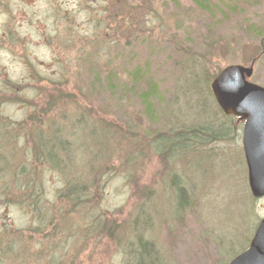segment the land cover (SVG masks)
<instances>
[{
  "label": "rangeland",
  "instance_id": "1",
  "mask_svg": "<svg viewBox=\"0 0 264 264\" xmlns=\"http://www.w3.org/2000/svg\"><path fill=\"white\" fill-rule=\"evenodd\" d=\"M252 60L248 80L264 87V0H0V142L15 126L45 133L50 125L66 146L53 165L34 160L29 131L13 141L16 162L0 143V168L1 158L9 163L0 172V264H124L121 245L97 241L99 230L90 235L95 217L123 220L134 211L147 218L140 231L157 244L162 264H225L242 251L264 217V196L253 197L247 183L242 121L222 117L210 89L209 114L202 112L206 96L190 82ZM148 83L158 93L152 119L137 96ZM59 93L75 101L59 103ZM52 96L58 107L48 120ZM201 124L229 128L202 154L169 160L189 196L176 215L170 175L151 140ZM20 159L32 171L35 203L3 189L20 181L12 177ZM65 180L88 182L91 200L68 209ZM139 202L148 214L135 209ZM125 233L120 227L117 236Z\"/></svg>",
  "mask_w": 264,
  "mask_h": 264
},
{
  "label": "trees",
  "instance_id": "2",
  "mask_svg": "<svg viewBox=\"0 0 264 264\" xmlns=\"http://www.w3.org/2000/svg\"><path fill=\"white\" fill-rule=\"evenodd\" d=\"M196 4L199 6L203 5L204 0H193ZM218 72V71H217ZM216 72V73H217ZM216 73H213L211 75H207L206 73H203V79L204 84H197L194 82H190L192 86H197V90L202 92L206 98H202L199 103V107L206 110V112L209 114V104L212 102V100L209 98V89H210V81L213 79ZM201 82V81H200ZM7 86L11 89L15 90L16 87H14V84L7 82ZM206 90V94L204 93ZM59 91V90H57ZM157 86L156 84L148 83L145 85L144 88L137 90V96L142 106V111L145 116L152 119L155 115L156 108L154 107L153 102L156 99L157 96ZM61 94L59 93L58 96ZM70 95V94H67ZM16 98V97H15ZM54 100V97L50 100L46 101V107L47 109L44 111L43 115L45 118H49L51 116L52 110H54L58 105H56V101L52 102ZM59 103L68 104L73 103L75 101L74 96H66V94L62 93L60 97L57 98ZM41 110L44 107H40ZM224 118L230 119L232 115H221ZM229 117V118H228ZM49 120V119H48ZM49 122V121H48ZM202 125V124H201ZM204 126V128H202ZM202 126H193L190 130H172L167 131L166 133H162L157 136L152 137V145L154 149L159 153V156L164 160L165 163V170L167 168V171L169 172L170 178V184L171 189L174 188L173 195L176 201L175 209L178 210L176 215L180 214V209H184L189 204V196L186 191V188L184 186V180L181 178V175H177L176 173L170 172L169 169V160L173 159L175 157H178L180 159H184L186 154L193 153V154H202V151H199V148H202L203 146H206L205 144L210 140H217L214 137H221L228 131V128H225L224 130L218 129H212V126L209 124L202 125ZM233 127V125H232ZM14 132L13 135H9L7 141L4 138L3 142H0L2 145H4V142L8 143L10 145V151L8 152L9 155L14 158H10L13 163L14 161L18 159L17 157V150L13 144L14 139H23L24 141L27 140L26 133L29 131L30 138L28 141H26L29 144L31 154L34 158V160L38 163H44L48 162L50 164H53L56 162V157H60V153H63L65 148L64 141L61 139V136L59 135V130L54 126L51 127L50 125H47L44 127V129H47L45 133L43 130L41 131L40 128L31 129L30 126H15L14 128H11ZM222 129V128H221ZM128 134H131V132H128L125 130ZM224 133V134H223ZM0 136H4L2 133ZM26 139H25V137ZM129 136V135H128ZM53 138H55V142L53 141ZM129 138H131L129 136ZM206 138V139H204ZM62 142V146H59L56 148L57 144ZM149 144V142H148ZM150 145V144H149ZM114 149H116L114 147ZM21 154V152H20ZM1 157V154H0ZM2 160H6L8 166V160L6 158H1ZM167 160V161H166ZM21 160L17 163L16 169L12 172V177L14 180H20L17 181V184H13L11 188H9L5 183L2 185L3 189L6 190V192L10 191V196H8L11 200H14L18 197H22L26 199V202H32L35 203L36 200V193L35 190V184L33 182V178H31L32 171L29 168H25L26 165L21 164ZM55 165V164H53ZM5 165H2L0 168V172H2V169L4 170L6 168ZM36 174V173H35ZM37 175V174H36ZM1 179V178H0ZM86 181H72V180H65L64 188L61 192L63 194L61 195V198L65 202V206L70 208L72 210L73 207H79L82 201V198L85 197L86 201L91 200V188L90 184H87ZM12 189V192H11ZM64 197V198H63ZM140 199H144L145 193L141 192ZM138 199V200H140ZM135 209H138L139 214L146 215L148 214V206L147 208L144 207L141 202H139ZM140 217V218H139ZM147 219V218H146ZM144 216H136L135 211L133 212L132 216H127L123 220L121 218L115 217V216H101V217H95L94 218V227L93 231L91 233V238L94 240V237L96 235V232L101 231L103 232L104 238H102V234H100V237L97 239V241L106 239L108 241H113L115 244L120 247L122 246V254L124 257V264H162V256H160L159 247L152 239L146 238L143 233L140 231V228L142 227L141 221L146 220ZM123 228L126 231V236L118 237L117 232L119 228ZM144 232V229H143ZM1 236V235H0ZM89 236V237H90ZM123 241V244L120 243V241ZM76 252V251H75ZM67 257V256H66ZM66 259V258H65Z\"/></svg>",
  "mask_w": 264,
  "mask_h": 264
},
{
  "label": "water",
  "instance_id": "3",
  "mask_svg": "<svg viewBox=\"0 0 264 264\" xmlns=\"http://www.w3.org/2000/svg\"><path fill=\"white\" fill-rule=\"evenodd\" d=\"M248 66L229 64L210 82V90L226 115L242 124V150L247 168V183L253 197L264 196V87L248 80ZM226 264H264V217L257 223L247 247Z\"/></svg>",
  "mask_w": 264,
  "mask_h": 264
},
{
  "label": "bare ground",
  "instance_id": "4",
  "mask_svg": "<svg viewBox=\"0 0 264 264\" xmlns=\"http://www.w3.org/2000/svg\"><path fill=\"white\" fill-rule=\"evenodd\" d=\"M212 96H213V94H212ZM213 99L215 100V98H214V96H213ZM215 102H216V100H215ZM216 104H217V102H216ZM217 106H218V104H217ZM218 108L220 109V107L218 106ZM221 110V109H220ZM222 111V110H221ZM223 113V112H222ZM226 115V114H225ZM239 120V119H238ZM240 121H242V120H240ZM242 124H243V121H242ZM241 143H242V137H241ZM244 160H245V158H244ZM246 164V163H245ZM247 169V168H246ZM237 255V254H236ZM235 256V255H234Z\"/></svg>",
  "mask_w": 264,
  "mask_h": 264
}]
</instances>
